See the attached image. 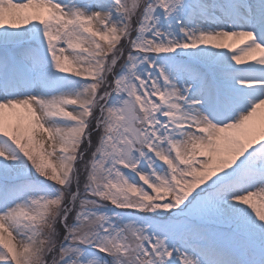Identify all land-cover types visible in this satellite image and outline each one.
Segmentation results:
<instances>
[{"label": "snow or ice", "instance_id": "obj_1", "mask_svg": "<svg viewBox=\"0 0 264 264\" xmlns=\"http://www.w3.org/2000/svg\"><path fill=\"white\" fill-rule=\"evenodd\" d=\"M0 264H264V0H0Z\"/></svg>", "mask_w": 264, "mask_h": 264}]
</instances>
